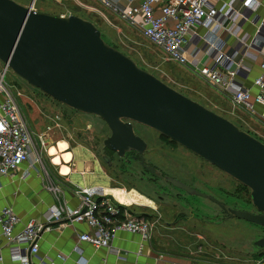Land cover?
<instances>
[{
    "label": "rangeland",
    "instance_id": "obj_1",
    "mask_svg": "<svg viewBox=\"0 0 264 264\" xmlns=\"http://www.w3.org/2000/svg\"><path fill=\"white\" fill-rule=\"evenodd\" d=\"M15 1L22 5L33 2L37 11L73 14L93 22L109 44L131 57L139 67L264 143V132L245 110L185 66L167 61L163 52L138 29L116 18L94 0ZM3 68L0 61V75ZM4 82L28 122L43 170L51 176L58 175L60 167L49 156V149L56 146L69 168L72 161V165L75 163L76 172L70 168L68 174L74 183L111 185L116 201L127 204L150 223V240L155 251L210 264H255L259 259L263 248L256 247L254 242L264 236V227L228 217L213 199L165 183L141 166L134 158L135 152L119 156L108 150L103 142L111 135V130L100 116L78 111L53 99L11 68ZM133 126L135 133L147 143L146 163L156 167L162 175L211 195L228 208L256 212L247 186L186 147L163 141L158 131L136 122ZM60 142L67 143L66 151L60 150ZM104 155L110 158L111 164L104 160ZM84 161L91 164L93 172L83 176L80 171L84 169ZM103 169L111 181L103 177Z\"/></svg>",
    "mask_w": 264,
    "mask_h": 264
},
{
    "label": "water",
    "instance_id": "obj_2",
    "mask_svg": "<svg viewBox=\"0 0 264 264\" xmlns=\"http://www.w3.org/2000/svg\"><path fill=\"white\" fill-rule=\"evenodd\" d=\"M0 61L30 85L78 111L100 116L111 130L104 146L136 152L155 177L190 194L213 199L228 217L264 227V143L169 86L109 44L78 15L37 11L33 2L0 0ZM148 126L191 150L250 189L256 212L228 208L145 161L146 141L133 123ZM104 160L111 164L108 156ZM264 248V236L254 242Z\"/></svg>",
    "mask_w": 264,
    "mask_h": 264
},
{
    "label": "built area",
    "instance_id": "obj_3",
    "mask_svg": "<svg viewBox=\"0 0 264 264\" xmlns=\"http://www.w3.org/2000/svg\"><path fill=\"white\" fill-rule=\"evenodd\" d=\"M96 1L138 29L163 52L167 61L189 67L201 79L227 93L235 105L242 106L250 114L257 113L258 105L264 110V54L260 64L262 72L253 80L256 92L245 87L238 74L247 58V42L252 38L244 23L248 21L256 26L263 20L257 18L259 0H238L240 9L249 5L252 13L246 17L238 10L228 17L234 23L232 29L223 26L224 22L218 18L222 11L210 0H142L136 4L133 0ZM231 7L235 9L229 3ZM197 25L204 28L203 33L195 31ZM228 44L229 49L225 50ZM206 55L213 59L211 65L202 64L201 59ZM8 70L9 67L4 65L0 75V178L14 180L30 176V171L19 174L24 162L30 160L34 165L40 163L41 158L35 150L28 122L4 84ZM42 144L45 145L44 140ZM43 187L51 196L61 192L58 184L44 183ZM74 192L79 204L66 216L61 207L51 203L46 212H38L22 221L11 206L3 207L0 211V251L8 246L13 259L27 263L25 249L37 253L39 242L55 229V223H61L62 228L84 223L88 230L77 232L78 243L94 250L111 247L118 230L138 234L142 242L150 240V223L126 205L102 195L99 187L76 186ZM2 260L0 252V263ZM78 264H87V261L81 259ZM255 264H264V249Z\"/></svg>",
    "mask_w": 264,
    "mask_h": 264
},
{
    "label": "crops",
    "instance_id": "obj_4",
    "mask_svg": "<svg viewBox=\"0 0 264 264\" xmlns=\"http://www.w3.org/2000/svg\"><path fill=\"white\" fill-rule=\"evenodd\" d=\"M94 1L97 2L96 0ZM141 1L142 0H133L132 2L133 4H136ZM210 2L222 11L218 18H220L221 23L224 22L223 26L225 25L230 29L234 28V23L231 22L228 17L232 16L236 11H241L246 17H250L252 13V9L249 5H244V7L240 9L241 3L238 0H210ZM97 3L110 14L121 19L111 9L103 6L99 2ZM229 3H232L235 6V9L232 7L229 8ZM23 5L27 6L28 3H23ZM39 11L51 13L43 9ZM257 13V18L263 19L261 23H258L259 25H256L257 27L248 21L244 23V28L251 33L252 38L247 42V58L238 70V74L242 78L241 82L252 92L257 91L256 86L253 84V80L262 72L260 64L262 54H264V0H259V9L257 10ZM52 14L60 15L63 13L56 12ZM218 28L219 26L217 29ZM195 31L203 33L204 28L201 25H197ZM241 33L242 32L239 34ZM229 46L230 44H228L225 50H228ZM201 62L202 64L211 65L213 59L206 55L202 57ZM186 68L192 71L189 67ZM221 93L232 102L227 93ZM240 108L245 110L242 106H240ZM256 109L257 113L255 114H250L247 110H245V112L252 117L255 123L259 126V129L264 132L263 107L258 105ZM93 160H96V158H93ZM72 163L73 161L69 164L71 171L76 172L75 163L74 165H72ZM90 167L91 164L88 161H84V169L80 171V173L83 176L87 173H92L93 171ZM43 169L45 168L42 163V158L40 163L34 165H32V162L29 160L22 164L19 172L20 175H23L25 172L30 171L31 174L27 178L12 180L7 177H1L0 211L5 206H11L21 217L22 221H24L30 216L37 215L38 212H46L47 207L51 203L61 207L64 216L76 208L79 204V198L74 191L76 186L80 185L74 183L70 179V175H63L60 170L58 171V175L52 174L51 176L50 173ZM103 177L111 181L104 169ZM44 183L58 184L61 188V192H58L57 196H51L44 190ZM86 186L99 187L102 195L116 200L110 190L111 185L90 184L82 187ZM119 203L127 206L125 203ZM74 226L75 227L62 228L61 223H55V229L50 233H46L43 236V239L39 242L37 253H30L25 249L24 254L28 255L27 263H23L18 259H13L9 247H2L0 252L3 260L0 264H78L81 259L86 260L87 264H210L208 262L194 261L192 258H183L157 252L155 251L151 240L142 242L141 237L138 234L128 233L123 230H118L116 232L111 247L94 250L88 245L78 243L77 240V232L88 230V227L84 223L76 224ZM1 230L0 225V234Z\"/></svg>",
    "mask_w": 264,
    "mask_h": 264
},
{
    "label": "bare ground",
    "instance_id": "obj_5",
    "mask_svg": "<svg viewBox=\"0 0 264 264\" xmlns=\"http://www.w3.org/2000/svg\"><path fill=\"white\" fill-rule=\"evenodd\" d=\"M60 150L66 151L67 150V143L66 142H60L59 143ZM59 149L56 146H52L49 149V156L53 158V163L55 165H58L60 167V172L63 175H68L70 173V168L64 163V160L59 156Z\"/></svg>",
    "mask_w": 264,
    "mask_h": 264
},
{
    "label": "trees",
    "instance_id": "obj_6",
    "mask_svg": "<svg viewBox=\"0 0 264 264\" xmlns=\"http://www.w3.org/2000/svg\"><path fill=\"white\" fill-rule=\"evenodd\" d=\"M102 37H103V36H102ZM160 138H161L163 141L167 142L168 144H171L172 146H174V145L177 144L176 142L169 140L168 137H166V136H164V135H161ZM108 150H109V149H108ZM131 152H133V151H131ZM263 249H264V248H263Z\"/></svg>",
    "mask_w": 264,
    "mask_h": 264
},
{
    "label": "flooded vegetation",
    "instance_id": "obj_7",
    "mask_svg": "<svg viewBox=\"0 0 264 264\" xmlns=\"http://www.w3.org/2000/svg\"><path fill=\"white\" fill-rule=\"evenodd\" d=\"M135 157H137V154H136V152H135V156H134V158H135ZM224 214H225V213H224Z\"/></svg>",
    "mask_w": 264,
    "mask_h": 264
}]
</instances>
